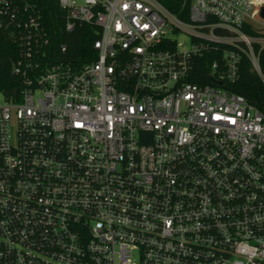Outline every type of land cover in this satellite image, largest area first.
I'll use <instances>...</instances> for the list:
<instances>
[{"label": "built area", "instance_id": "built-area-1", "mask_svg": "<svg viewBox=\"0 0 264 264\" xmlns=\"http://www.w3.org/2000/svg\"><path fill=\"white\" fill-rule=\"evenodd\" d=\"M57 2L98 27L92 60H54L35 2L0 0V264H264V111L229 87L242 56L264 85V0Z\"/></svg>", "mask_w": 264, "mask_h": 264}, {"label": "trees", "instance_id": "trees-1", "mask_svg": "<svg viewBox=\"0 0 264 264\" xmlns=\"http://www.w3.org/2000/svg\"><path fill=\"white\" fill-rule=\"evenodd\" d=\"M180 0H162V2L174 13L178 14V2ZM38 7L41 19L50 34V55L54 60H63L86 63L94 58L92 49L93 41L98 37L99 29L96 26H77L72 31L64 30V11L58 5L57 0H33ZM253 35V31H246ZM66 46V51H60V45ZM8 38L0 40V90L6 96L11 94L18 101L20 80L11 72V61L14 57V48ZM54 51V53H52ZM219 54L211 50L201 57L195 58L192 80L199 81L202 75L208 71L209 64ZM259 65L264 77V47L259 53ZM230 89L242 94L246 99L264 111V85L258 74L252 69V65L246 56H242L238 63L237 78L230 84Z\"/></svg>", "mask_w": 264, "mask_h": 264}, {"label": "rangeland", "instance_id": "rangeland-1", "mask_svg": "<svg viewBox=\"0 0 264 264\" xmlns=\"http://www.w3.org/2000/svg\"><path fill=\"white\" fill-rule=\"evenodd\" d=\"M34 97L37 98L39 96V92H34ZM4 103V100L2 98V96L0 95V105ZM15 128V118L14 116H12L11 121H10V129H11V133L14 131Z\"/></svg>", "mask_w": 264, "mask_h": 264}, {"label": "water", "instance_id": "water-1", "mask_svg": "<svg viewBox=\"0 0 264 264\" xmlns=\"http://www.w3.org/2000/svg\"><path fill=\"white\" fill-rule=\"evenodd\" d=\"M262 16H264V10H262Z\"/></svg>", "mask_w": 264, "mask_h": 264}]
</instances>
